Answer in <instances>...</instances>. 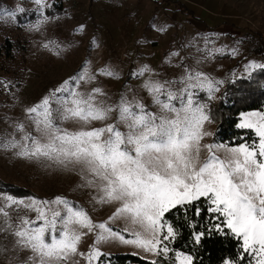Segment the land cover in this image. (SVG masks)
<instances>
[{"label": "rangeland", "instance_id": "obj_1", "mask_svg": "<svg viewBox=\"0 0 264 264\" xmlns=\"http://www.w3.org/2000/svg\"><path fill=\"white\" fill-rule=\"evenodd\" d=\"M184 8L195 15L184 14ZM7 41L26 50L22 54V50L15 49L13 58L0 53V143L11 138L8 134L13 133L14 125L32 127L27 109L86 71L95 79L81 82L79 91L99 87L109 104L118 102L122 95L129 99L135 96L149 111H157V107L143 87L145 82H171V90L178 91L184 87L180 81L186 73H201L214 85L212 92L206 86L190 89L194 105H205L211 120L204 124V130L211 135L205 136L201 144L236 147L214 140L212 109L225 99L228 84L250 78L264 68L254 67L264 66V0H0V49ZM145 67L150 71L137 76ZM101 69H109L116 76L100 75ZM173 103L180 107L179 101ZM255 112L264 113H242L240 123ZM114 120L115 114L108 121H95L89 127H101ZM57 123L69 131L79 128L74 121ZM21 135L16 132L15 138L19 140ZM16 151L0 147V187L12 188L11 192H0V204L6 197L25 203L47 201L45 212L50 219L51 210L60 211L61 216L66 214L63 205L52 203L63 198L74 209L84 210L94 224L104 223L126 239L134 238L125 231L131 225L124 219H110L118 204L97 203L93 197L99 194L96 189L83 186L78 170L21 158ZM206 155L202 149L201 159ZM15 189L30 194L17 195ZM8 211L14 226L19 217L34 221L31 227L44 223L37 219L35 211L22 206ZM3 227L0 217V228ZM59 230L58 218L57 236ZM83 231L87 233L86 229ZM98 232L96 229L82 237L78 250L85 256L93 246L103 256L132 254L152 262L173 258L175 264H180L183 256H190L174 252L171 239L164 242L168 253L159 255L122 244L118 239L97 244ZM32 255L30 249L17 246L11 231H0V264H32ZM100 258L92 264H98ZM75 259L88 264L86 258Z\"/></svg>", "mask_w": 264, "mask_h": 264}, {"label": "snow or ice", "instance_id": "obj_2", "mask_svg": "<svg viewBox=\"0 0 264 264\" xmlns=\"http://www.w3.org/2000/svg\"><path fill=\"white\" fill-rule=\"evenodd\" d=\"M146 71L150 69L142 68L136 75ZM99 74L116 76L109 69H101ZM94 79L84 71L65 81L40 104L26 110L32 127L14 125L13 133L8 134L11 138L0 147L16 149L21 158L78 170L83 186L99 194L93 197L97 203L118 204L110 219H124L131 225L125 231L134 238L126 239L104 223L94 224L84 210L74 209L59 197L52 203L63 205L66 214L51 210L50 219L45 212L49 202L25 203L6 197L0 204L5 225L0 231H11L18 247L31 250L32 264H80L75 259L78 256L92 264L104 254L93 246L85 256L78 245L84 235L96 229L97 244L118 239L149 253L167 254L164 242L173 239L175 232L163 220L165 213L203 198L210 203L209 210L218 214L217 219L222 217L231 233L242 240L240 259L247 256L249 264H264V113H250L239 124L255 130L258 144L202 145V139L211 135L204 124L211 120L205 105H194L190 89L206 86L212 92L214 85L201 73H186L180 81L184 87L178 91L171 90V82H145L143 87L157 111L147 110L135 96L122 95L109 104L99 87L78 90L81 82ZM174 101H179L180 107ZM113 114L112 123L89 127L95 121H108ZM57 121H74L79 128L69 131ZM16 132L22 134L19 140ZM202 149L207 152L203 159ZM13 206L35 211L43 225L31 227L34 221L19 217L14 226L8 211ZM196 240L199 242L200 235ZM180 264H192V257L183 256Z\"/></svg>", "mask_w": 264, "mask_h": 264}, {"label": "trees", "instance_id": "obj_3", "mask_svg": "<svg viewBox=\"0 0 264 264\" xmlns=\"http://www.w3.org/2000/svg\"><path fill=\"white\" fill-rule=\"evenodd\" d=\"M186 15H195L184 8ZM15 49L25 52L14 42L7 43L0 53L13 58ZM3 51V52H2ZM216 123L214 140L230 146L251 145L259 142L252 129L239 127L240 115L251 111H264V68L256 71L250 78H240L228 84L225 99L212 109ZM11 187H0V192H11ZM17 195H29L23 189L13 190ZM210 203L203 198L191 205L177 206L165 213L163 218L173 227L175 237L171 239L174 252H184L192 257V264H249L250 257L240 259L242 240L238 239L223 223V218L209 210ZM219 225V228L216 226ZM200 235L197 242L196 236ZM98 264H153L140 256L117 254L102 256ZM155 264H175L174 259L156 261Z\"/></svg>", "mask_w": 264, "mask_h": 264}]
</instances>
